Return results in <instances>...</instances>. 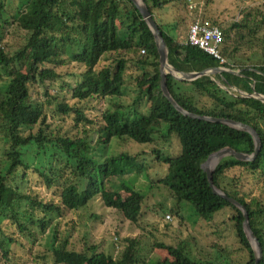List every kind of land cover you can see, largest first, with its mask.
<instances>
[{
    "label": "trees",
    "instance_id": "1",
    "mask_svg": "<svg viewBox=\"0 0 264 264\" xmlns=\"http://www.w3.org/2000/svg\"><path fill=\"white\" fill-rule=\"evenodd\" d=\"M144 1L153 17L157 8L169 4L177 7L186 2ZM4 8L5 0H0V12ZM206 16L223 30L220 52L226 63L198 46L178 40L175 34L178 22L170 33L156 21L169 49V62L180 72L215 67L234 72L225 70L192 81L177 80L168 74L167 86L185 110L242 122L260 135L261 148L255 159L244 161L232 155L222 158L215 167L213 182L245 206L250 226L262 247L259 264H264V101L244 95L253 91L264 95V15L257 19L246 11L240 19L226 23L212 15ZM12 18L25 37L18 49L8 52L1 44L0 33V140L5 158L0 166V255L4 264L12 261L13 247L21 243L17 234L7 231L5 222L19 232L29 229L28 222L45 231L50 224L46 214L62 216L64 211L87 206L95 196H100L107 207L121 213L129 222L138 223L146 196L125 183L121 189L112 183L131 170L145 173L146 163L142 160L147 151L108 153L99 161L96 147H108L113 139L125 145L152 144L157 136L167 143L174 135L180 143L178 154H164L158 147L148 151L166 166V174L158 182L177 200L178 209L172 211L180 216L182 203L189 202L201 220L211 221L215 213L229 208V220L234 224L239 246L236 252H247V260L238 264H255L243 211L213 191L202 167L213 152L227 146L253 153V136L222 122L185 115L163 95L155 37L135 3L132 0H25ZM67 57L84 66V70L79 80L67 83L68 95H53L47 82L64 77ZM1 71L9 78L4 90ZM128 85L135 86L136 96L130 104H125L122 98ZM41 86L47 96L45 101L39 98ZM94 98H111L98 115L88 113V102ZM50 113L72 118L76 132L50 122ZM92 132L97 134L94 143L90 138ZM33 149L47 157L55 156L64 167L56 170L51 165H34L32 155L30 160L26 158L27 151ZM40 162H43L41 157ZM68 171L74 176L72 181ZM30 175L48 189L58 186L60 202L47 201L31 184L23 187L16 182L30 181ZM248 184L257 185V192L253 193ZM36 211H41L43 217L35 219ZM219 239L212 246L224 254L227 249ZM124 240V249L115 257L96 245L75 250L67 237L61 239L55 231L49 251L55 264H146L139 237ZM161 248L167 250L168 258L157 264H216L194 258L183 240L177 244L154 241L153 250ZM38 258L41 256H36L35 262Z\"/></svg>",
    "mask_w": 264,
    "mask_h": 264
},
{
    "label": "rangeland",
    "instance_id": "2",
    "mask_svg": "<svg viewBox=\"0 0 264 264\" xmlns=\"http://www.w3.org/2000/svg\"><path fill=\"white\" fill-rule=\"evenodd\" d=\"M24 1L5 0V8L0 12V33L3 38L1 44L8 52H14L18 49L25 37V32L16 27L12 18V15H16L19 9L22 8ZM206 1L186 0L184 4L181 3L177 7L169 4L164 8L155 9L154 17L157 22L164 25L165 29L171 31L178 22L175 34L178 40L185 41L190 23L199 16L208 18L206 15H212L222 23H226L234 19H240L246 11L251 12L254 18L257 19H261V15H264V0H213L209 4ZM83 70L84 66L71 61L67 57L66 74L62 79L47 82V87L50 88L49 93L68 95L67 83H74L79 80V74ZM1 73L4 77L1 83L4 90L9 78L4 71H1ZM39 90L42 93L39 97L40 100L45 101L47 96L43 94L44 86H41ZM124 94L125 97L122 98V101L125 104H130L136 96L135 86L128 85L125 87ZM110 99H91L87 106L88 113L98 115L102 109L108 106ZM145 107L144 102L143 108ZM53 108L54 106L50 108V111ZM48 119L58 126H64L72 133L76 132V129L73 128V119L70 117L63 118L55 113H50ZM90 138L94 143L97 140V134L92 132ZM117 141V139H113L108 147H96V156L99 161H103L108 153L147 151L142 160L146 163L145 173L139 174L135 170H131L115 178L112 183L117 189H121L122 184L125 183L146 196L140 221L138 223L129 222L121 213L107 207L100 196H95L87 206L77 210H66L62 216H58L56 213L46 214L50 224L45 231L39 225H32L28 222L29 229L19 232L18 228H14L9 222H5L8 227L7 231L13 235L17 234L21 240V243L14 245V256H12V261L7 264L34 263L36 256H41L35 262L36 264H42L43 262L55 264L49 251L51 237L55 231L58 232V237L61 239L67 237L71 242V247L75 250H82L87 246L96 245L99 250L110 253L115 257L124 249L126 245L125 238L139 237L141 253L147 259L146 264H157L161 259L168 258L167 250L162 248L153 250L154 241L177 244L178 241L183 240L189 246L190 254L194 258L216 264H238L239 261L244 262L247 260L246 251L236 252L239 246L235 240L234 224L229 220L231 216L229 208L215 213L211 221L201 220L189 202L182 203V208L179 211L180 216L172 211L178 209L177 200L170 194L165 185L158 182L166 174V166L163 163H158L155 156L148 154V151L150 152L154 147H158L161 148L164 154H178L180 143L176 135L172 136L167 143H164L158 136L156 142L152 144L127 143L125 145L119 144ZM2 145L3 141L0 140V166L5 160L2 154L4 148ZM30 155L35 158L32 160L34 165L42 164L45 167L51 165L56 167V170L64 167V164L59 162L55 156L52 155L51 157V154L47 157L44 154L42 155V152L37 153V150L33 149L27 151L26 158L28 160H30ZM40 157L43 162H40ZM67 173L72 181L74 176L70 171ZM16 182L23 187L31 184L47 201L60 202L58 186L48 189L42 181L31 175L30 181L27 179V181ZM248 187L252 189L253 193L257 192V185L248 184ZM36 212L38 216L35 219L43 217L44 214L41 211ZM167 215H170L171 218H167ZM210 222L214 226H211ZM218 239L227 249L226 253L229 252L230 255L221 254L218 249L213 248V243ZM4 262L0 255V264H4Z\"/></svg>",
    "mask_w": 264,
    "mask_h": 264
},
{
    "label": "water",
    "instance_id": "3",
    "mask_svg": "<svg viewBox=\"0 0 264 264\" xmlns=\"http://www.w3.org/2000/svg\"><path fill=\"white\" fill-rule=\"evenodd\" d=\"M132 1L135 3L137 8L140 10L141 14L143 15L144 19L148 23V25H149L150 29L152 30L154 37H155L156 45H157L158 52H159L161 89H162L163 95L166 96L171 101V103L176 107V109L178 111L182 112L185 115H188V116H191L194 118L207 120V121L222 122V123L228 124L234 128L244 130V131H248L253 136V139L255 141V151L253 153H246V152L237 151L234 148L227 146V147H224L218 151L213 152L207 158V160L202 164V167L204 168V170L207 173V177H208L210 186L212 187L213 191L215 193L223 196L224 198L228 199L230 202L237 205L243 211V214L245 217L244 228H245L247 237L250 241V244H251V246L254 250V253H255V264H259V262L262 258V255H263L262 247H261V244L259 242V239L257 238V236L255 235V233L253 232V230L250 226L249 215H248V212H247L245 206L241 202H239L238 200L228 196L223 190H221L220 188H218L214 184L213 173H214L215 167L217 166L219 161L226 156L232 155L235 158H237L239 160H244V161L255 159L257 153L259 152V150L261 148V137H260V135L252 126H250L248 124H245L242 122H237V121L232 120V119L198 115V114L191 113V112L185 110L182 106H180L177 103V101L174 99V97L172 96V94H171V92L167 86V75L168 74L172 75L177 80L192 81V80H195L198 77H201L203 75H210V74H214L217 72L220 73V72L225 71V70L232 71V72H234V71L230 70V69H224L223 67H215L214 69H205V70H202L199 72H180V71H178L169 62L168 46L166 44V41L163 37V34H162L160 28L158 27L157 22L154 19L148 5L146 4V2L144 0H132ZM238 72L239 71H235V73H238ZM244 95L245 96H254V97L259 98V99L264 101V95L259 93V92H256V91H253L252 94L244 93ZM213 156L218 158V162L213 168H211V167H209L208 162H209L210 158Z\"/></svg>",
    "mask_w": 264,
    "mask_h": 264
},
{
    "label": "built area",
    "instance_id": "4",
    "mask_svg": "<svg viewBox=\"0 0 264 264\" xmlns=\"http://www.w3.org/2000/svg\"><path fill=\"white\" fill-rule=\"evenodd\" d=\"M223 40L224 35L222 28L212 24L208 18L199 16L190 23L185 43L198 46L214 56L221 63H226V59L220 52V46ZM223 68L228 69L226 67ZM167 218H171V216L167 215Z\"/></svg>",
    "mask_w": 264,
    "mask_h": 264
},
{
    "label": "bare ground",
    "instance_id": "5",
    "mask_svg": "<svg viewBox=\"0 0 264 264\" xmlns=\"http://www.w3.org/2000/svg\"><path fill=\"white\" fill-rule=\"evenodd\" d=\"M217 162H218V158L213 156L210 158L208 165H209V167L213 168L217 164Z\"/></svg>",
    "mask_w": 264,
    "mask_h": 264
},
{
    "label": "crops",
    "instance_id": "6",
    "mask_svg": "<svg viewBox=\"0 0 264 264\" xmlns=\"http://www.w3.org/2000/svg\"><path fill=\"white\" fill-rule=\"evenodd\" d=\"M168 31H169L170 33H172L171 30L168 29ZM185 41H186V39H185ZM185 41H182V42H185Z\"/></svg>",
    "mask_w": 264,
    "mask_h": 264
}]
</instances>
